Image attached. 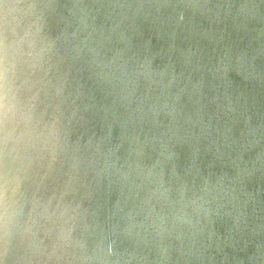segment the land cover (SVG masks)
I'll return each mask as SVG.
<instances>
[{"label":"water","instance_id":"95a60500","mask_svg":"<svg viewBox=\"0 0 264 264\" xmlns=\"http://www.w3.org/2000/svg\"><path fill=\"white\" fill-rule=\"evenodd\" d=\"M45 2L46 32L72 58L52 74V104L74 129L49 183L79 216L51 259L44 229L14 232L7 252L0 230V264H96L69 258L97 245L109 264H264V0ZM173 4L197 7H156ZM161 165L207 199L199 226L141 227L142 180Z\"/></svg>","mask_w":264,"mask_h":264},{"label":"clouds","instance_id":"9594fccd","mask_svg":"<svg viewBox=\"0 0 264 264\" xmlns=\"http://www.w3.org/2000/svg\"><path fill=\"white\" fill-rule=\"evenodd\" d=\"M53 7L45 0L28 4L0 0V230L7 252L8 239L14 232L34 234L44 229L54 241L51 253H41L46 259L58 251L63 254L80 207L65 203L67 189L49 183L73 159L70 138L74 132L73 115H65L52 104V74L60 73L61 64L72 59L46 32ZM67 75L68 71H64L63 76ZM114 79L121 91L127 88L123 72ZM174 175L166 180L161 165L158 171L149 170L142 180V203L149 209L147 223L141 224L145 232L149 228L162 232L177 222L197 227L201 217L208 215L207 199L197 196L187 181L176 184ZM156 205H160L159 211ZM79 247L83 251L82 243ZM110 255L97 245L91 256L73 252L69 259L109 264Z\"/></svg>","mask_w":264,"mask_h":264}]
</instances>
